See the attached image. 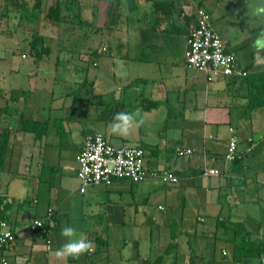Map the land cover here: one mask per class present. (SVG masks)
<instances>
[{
    "label": "crops",
    "instance_id": "crops-1",
    "mask_svg": "<svg viewBox=\"0 0 264 264\" xmlns=\"http://www.w3.org/2000/svg\"><path fill=\"white\" fill-rule=\"evenodd\" d=\"M123 2V0L118 1L119 12L124 11L129 15L131 12L134 13V21H131L130 16L126 19L129 28L134 30L133 35L138 50L145 51L146 54L144 56L136 54L131 58L124 56L127 60H131L130 63L134 64L136 72H134L135 76L126 79L125 87H118L117 90L113 88L110 90V83L108 84L112 79L108 75L115 77L114 66L110 73L106 69L96 71L94 80H88V74L86 75L83 84L87 88V98L91 103H83L85 110H82L84 111L82 115L85 114V119L80 124L81 128L72 129V135L76 134L79 139L77 150L65 160L64 166L61 165L57 170L61 173L58 174L59 184L50 192L54 196V206L50 204L41 214L30 215L28 219L26 216L29 214L24 211L27 200L22 199L26 192L24 190L21 192L23 196L21 199L18 198L19 200L10 195L11 179L6 175L7 172L11 173L14 167L11 162L8 166V156L15 143L10 141L5 163L0 166L4 173L2 181L0 178V215L2 217L0 225L5 222L15 234V240L12 247L0 255V264H2V258H6L8 264H156L162 257L160 254L153 260L147 254L144 255V251L142 255L140 234L136 230L126 233L125 237H131V240L125 239L124 234L120 232L115 233L109 230L105 233L104 231V221L108 222L109 227L117 226V224L126 227L128 208L135 211L130 217L135 221H138L139 205L144 207L146 214L148 213V197L141 202H137L136 198L132 202L122 199L123 193L127 191L125 190L126 182L129 181H117L111 186L100 184L106 188L105 200L99 196L98 186L89 187L85 193L80 192L77 157L82 151L86 137L96 133L103 135L116 148L130 145V142L136 143L145 150V165L148 169L174 173L179 178V182L176 183L179 188L175 190H178L179 197L183 198L186 209L189 204V207H193V200L197 205L200 204L201 191L206 192L207 202L204 208L208 213H214V216H210L216 218L215 229L211 230L214 229L215 238L224 242L221 248V260L209 257L208 245H197L192 248L189 247V241L185 248L172 243L174 247L177 246V251L168 264H254V261L261 264L260 259L264 256V214L255 215L253 218L243 216L238 203L241 202L239 194L247 197L249 194L247 192L253 188L254 195L257 194L259 203H262L259 207L262 212L264 210V194L255 187V183H259L260 180L264 182V178L261 177L264 175V88L258 90L255 84L248 83L245 79L236 81L219 78L214 83L208 84L202 73L206 80L204 89L208 96L203 99L200 81L186 73L187 70L194 71V69L189 68L186 61L182 66L176 53L170 49V44L175 43L179 37H183L186 41V51L187 37L195 24L196 11L203 8L210 13L213 25L229 45L228 49L230 44L234 43L235 49L229 50L237 56L241 65L252 75H262L264 49L257 48L255 41L264 34V14H253L252 9L257 0H127L128 3ZM238 30L242 31L241 38L233 37ZM225 33L231 41H227ZM111 60L112 58H109L104 62L105 67L113 65ZM139 66H145L149 72L154 75L156 73V76L139 74ZM141 83L151 86L143 89ZM175 94H177L176 100L171 97ZM223 95H225L224 99ZM158 96L164 101L156 100ZM54 106L55 104L50 106V110H59ZM252 106H256L257 109L250 110ZM94 107H98L96 112ZM167 109H175L176 112ZM25 112H28V114L25 113L27 116L47 121L41 117V113L40 117H36L31 109H26ZM120 112H128L134 116L132 126L125 135L114 134L110 129L115 115ZM195 114L198 117H195ZM178 119L182 126L180 128L184 132L181 139L175 142V147L170 148L171 142L166 138L169 126L165 133L161 130V124H169L173 120L178 122ZM234 122H238V126ZM191 123L192 128L194 123L204 124L203 135L198 139H194L192 133H186ZM255 123L263 125L256 126ZM223 125L228 126L226 137H223L224 132H219ZM141 126L145 129L143 130ZM231 129H234L238 135L237 148L241 158L239 161L227 163L225 158L231 139ZM19 133L17 142L20 145L23 144L21 158L25 164L28 154H26L27 151L24 153V147H28L34 158L39 141L47 136L49 130L42 139H37L34 134ZM255 133L260 135L258 140L255 138ZM223 138L225 142L220 141ZM179 147L192 149L193 154L173 159L171 152L176 149L177 153ZM11 156L12 154H10V161ZM181 159L184 161H179ZM169 166L172 168H168ZM33 169V164H27L25 172L32 173ZM207 170H218L219 174L205 175ZM34 171L37 177L43 175L42 170L40 173V167ZM150 180L158 179L146 181L155 182ZM139 191L148 194L145 188L139 187L137 192ZM61 192L63 194L59 197ZM137 192H134V188L131 187L132 195ZM223 195L232 200L231 204L237 205V208H232L226 216H223V207H221ZM190 198L192 203H189ZM39 202L40 200H34V203L38 205ZM160 208L163 206L159 205L158 209ZM50 210L53 211V216L47 224L48 235L45 237L39 232L32 231L30 227L33 222L36 219L46 218ZM103 212L105 216L97 215ZM180 220L184 225L183 231L190 229L191 224L186 226L184 224L187 222L185 216H182ZM221 220H225V225H221ZM206 221L207 218L203 214L197 216L198 225ZM230 223H241V226L236 230L227 226ZM65 226L74 227L77 237L82 236L90 241L92 248L75 258L57 256V250L67 242V238L62 235V229ZM53 232L56 238L52 236ZM111 234L117 239L121 236L123 240L122 238L119 240H122L123 246H111ZM174 237L176 236L170 237L172 242ZM45 239L51 242L50 251L47 250ZM170 245L163 252L164 256L173 250L174 247L170 248ZM127 246L130 248L127 249Z\"/></svg>",
    "mask_w": 264,
    "mask_h": 264
},
{
    "label": "rangeland",
    "instance_id": "rangeland-1",
    "mask_svg": "<svg viewBox=\"0 0 264 264\" xmlns=\"http://www.w3.org/2000/svg\"><path fill=\"white\" fill-rule=\"evenodd\" d=\"M25 1L31 7L35 4L36 0ZM118 1L121 0H80L79 4L82 7V18L80 20H75L72 17V12H68L67 10L64 13V20L54 22L47 18V13L50 6L55 3V0H42L41 11L23 14L22 19H17L13 13H9L6 9L5 0H0V88L3 89L2 94H0V134L3 128L6 127V124L12 129L11 142L15 143L12 145L11 151H9L12 154V160L10 161L9 154L8 166L9 162H11L14 167L11 173L7 172L6 176L11 179V196L21 199V196H23L21 192L23 190L26 192V195L22 197V199L27 200L24 211L28 212L29 215L26 216V219L30 215L41 214L50 204L54 206V196L50 192L59 184L60 177L58 174L61 173L57 170L61 165L62 167L64 166L66 159L75 154L79 139L78 136L76 137V134L72 135V129L77 130L78 127L81 128L80 124L85 119V114L82 115L84 112L82 110H85L83 103H91L90 99L87 98V88L83 84L86 75L88 74V80H94L96 71L99 72L106 69L110 73L112 66H114L115 77L108 75L110 79L112 78L108 84L110 83V90L112 88L113 90H117L118 87H125L127 85L126 79L135 76L134 72H136L134 64H131V60H127V57L124 56H128V58L130 56L131 58L132 56H136V54L137 56H144L146 54L145 51L138 50L135 36L133 35L134 30L129 28L128 20L126 19L127 16H130L131 21H134V13L131 12L129 15L127 12L122 11L121 17L118 9L119 6L117 5ZM123 1V3H128L127 0ZM241 32L238 30L233 37L241 38ZM38 34L45 38L44 47L50 50L49 53L43 54L39 59L32 54L31 50L33 37ZM225 38L227 41H231L226 33ZM185 42L183 37H179L175 43L170 44V49L176 53L182 66L184 65L183 62H185ZM233 44H230L229 49H235ZM109 58H112L111 62L113 65L105 67L104 62ZM138 70L139 74L143 76H156V73L154 75L149 72L145 66H139ZM186 73L196 77L200 81L202 98H206L207 95L204 89L206 80L203 74L196 70H187ZM150 86L141 83L143 89L150 88ZM14 90H22L20 91L22 93L21 97L17 102L12 100V91ZM96 92L98 91L96 90ZM171 97H174V100H176L177 94L171 95ZM224 98L225 95H223ZM156 100L164 101L159 96ZM51 104H55L54 108H59V110H50ZM7 107L11 109L10 112L17 110L18 114L24 113L26 109H31L36 117H40L41 113V117L47 119L49 123V133L42 141H39L34 158H32V153L29 152L28 147H24V153L27 151L26 154H28L25 164H23L24 160L21 158L23 144L20 145L17 142L20 133L17 131V125L14 122L16 114L13 117H6L2 109ZM94 108V112H96L98 107ZM167 110H174L176 112L175 109ZM90 114L93 115L92 113ZM194 116L198 117L196 114ZM244 119L247 120V118ZM177 121L173 120L169 124H161V130L165 133L169 126L166 138L171 142L170 148L175 147V142L181 139L184 132L180 128L182 127L181 122L179 119ZM234 124L237 125L238 122H234ZM260 124L263 125L262 123ZM260 124L255 123L256 126ZM191 126L192 123L188 125L186 133H192L194 139H198L203 135L204 124L194 123V128ZM141 127L143 130L145 129L144 126ZM219 132H224L223 137H226L228 135V126L223 125ZM258 136L260 135L255 133L257 140ZM220 141L225 142V139L223 138ZM130 146L137 145L130 142ZM171 156L173 159L180 157L177 155L176 149L171 152ZM179 161L182 162L184 160L181 159ZM31 163L34 169L32 173L28 174L25 172V168L27 164L32 165ZM38 167H40V173L41 170L43 172L41 177L35 175L36 172L34 170L38 169ZM168 168L172 167L169 166ZM3 174V171L0 169L1 181L4 176ZM261 177L264 178V175ZM150 181L155 182L146 181L138 184L126 182L128 189L125 186V190L127 191L122 195V199H125L126 202H132L134 198H136L137 202H141L144 198L148 197V213L146 214L143 209L144 207L139 205L138 221H135L130 218L135 211L128 208L126 227L119 226L118 224L117 226L109 227L108 222L104 221L105 233L109 230L115 233L120 232L124 234L123 237L125 239L131 240V237H125L126 233L130 230L138 231L142 255L144 251V255L147 254L153 260L160 256V254L163 257V252L171 243L179 244L185 248L189 241V247L191 246L192 248L197 245H208L209 257H216L221 260V248L224 246V242L221 239L215 238L214 226L216 218L211 217L214 216V213H208L204 208L207 202L206 192L204 190L201 191L202 202L198 205L195 200L192 201L190 198L189 203L192 201L193 207H189V204L186 209L183 204V198L179 197L178 190H175L179 188L177 184L163 183L159 180ZM98 187L99 196L105 200L106 188L101 185ZM131 187L134 188V192H137L139 187L145 188L148 194L139 191L137 194L132 195L130 193ZM255 187L258 188L261 194H264V182L262 180L259 183H255ZM252 190L253 188H250V191L247 192L249 193L247 197L246 195L239 194L241 202L238 203L241 215L251 218L255 215L264 214V210L262 212L261 207H259L262 203H259L260 200L257 194L254 195V190L251 193ZM62 194L61 192V195L58 196L60 197ZM34 200H40L39 205L34 203ZM230 201H232L230 198L224 195L221 196L223 216L229 214L232 208H237V205L231 204ZM233 202H235V199H233ZM159 205L163 206L160 210L158 209ZM200 214H203L207 218V221L198 225L196 219ZM97 215L105 216V213ZM182 216H185L187 220L184 223L185 226L186 224H191L190 229L187 231H183L184 225L180 220ZM212 228L214 229L211 230ZM172 231L174 234L171 233ZM201 232L202 236H200ZM55 235L53 232L52 236L54 238H56ZM171 235L176 236L174 237V242L170 238ZM121 238L120 236L119 239ZM110 239L111 246H123V238L119 240L116 237H112L111 234ZM129 248L127 246V249ZM175 251H177V246L170 251L171 253L165 254L162 259L164 264H168L172 260ZM254 264H258V262L254 261Z\"/></svg>",
    "mask_w": 264,
    "mask_h": 264
},
{
    "label": "built area",
    "instance_id": "built-area-1",
    "mask_svg": "<svg viewBox=\"0 0 264 264\" xmlns=\"http://www.w3.org/2000/svg\"><path fill=\"white\" fill-rule=\"evenodd\" d=\"M237 56L228 49V44L215 29L212 17L208 11L199 8L196 11V21L187 37L185 51L186 65L203 73L208 84L219 78L239 80L248 77L249 71L236 59ZM239 138L231 129V139L226 154V162L238 161L241 155L238 151ZM177 154L185 157L193 154L192 149L177 148ZM79 163L78 180L80 192L85 193L92 186H111L117 181L142 183L148 179H158L164 183L176 184L179 178L172 172L148 169L145 165V150L140 146L125 145L116 148L103 135L90 134L86 137L81 153L77 157ZM218 170H207L205 175H218ZM53 211L44 219H36L30 229L47 236ZM15 240V234L9 226L2 222L0 225V255L10 249ZM46 240L47 250H51V242ZM2 264H8L6 258ZM264 264V256L260 259Z\"/></svg>",
    "mask_w": 264,
    "mask_h": 264
},
{
    "label": "trees",
    "instance_id": "trees-1",
    "mask_svg": "<svg viewBox=\"0 0 264 264\" xmlns=\"http://www.w3.org/2000/svg\"><path fill=\"white\" fill-rule=\"evenodd\" d=\"M80 0H55V3L50 6L49 11L47 13V18L54 22L64 20V13L68 10V12H72V17L75 20H80L82 18V7L79 4ZM6 9L9 13H13L15 18L22 19L23 14L31 13V12H38L42 10V0H36L34 5L31 7L25 0H5ZM79 4V5H77ZM8 13V14H9ZM121 16V12H119ZM122 17V16H121ZM73 19V20H74ZM80 22V21H79ZM118 22V21H117ZM116 22V23H117ZM213 22V20H212ZM45 38L43 36L35 35L33 37L31 43V50L32 54L38 57H42L43 54L49 53V49L44 47ZM237 59V58H236ZM248 81V83L255 84L256 88L262 90L264 88V72L262 75H252L249 72L248 77L244 78ZM237 81V80H236ZM258 82H260L258 84ZM20 91L22 90H14L12 91V100L17 102L20 99V95L22 94ZM0 94H2V90L0 89ZM257 109L256 106H252L250 110ZM3 114L6 117H13L14 114V122L17 125V131L24 133V134H34L37 139H42L49 130V123L47 121H42L39 119H35L34 117L25 115L24 113H19L17 110H13L10 112V108H4ZM11 114V115H10ZM12 137V129H10L9 125L6 124V127L3 128L2 133L0 134V166L5 163L7 151L10 148V141ZM239 161V160H238ZM0 218L1 215H0ZM230 221V220H229ZM221 225H225V220L220 221ZM228 227H233L234 229H238L241 226V223H230L227 225ZM170 248H173L174 245L171 243ZM162 257L156 262V264H163Z\"/></svg>",
    "mask_w": 264,
    "mask_h": 264
},
{
    "label": "clouds",
    "instance_id": "clouds-1",
    "mask_svg": "<svg viewBox=\"0 0 264 264\" xmlns=\"http://www.w3.org/2000/svg\"><path fill=\"white\" fill-rule=\"evenodd\" d=\"M254 15L264 14V0H257L252 9ZM255 45L259 49H264V34H261L255 41ZM134 116L128 112L117 113L110 125V129L114 134L125 135L129 132ZM62 235L67 238V242L57 250V256L63 258H75L86 253L92 248V243L82 236L77 237L76 229L72 226H65L62 229Z\"/></svg>",
    "mask_w": 264,
    "mask_h": 264
}]
</instances>
